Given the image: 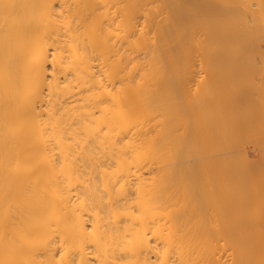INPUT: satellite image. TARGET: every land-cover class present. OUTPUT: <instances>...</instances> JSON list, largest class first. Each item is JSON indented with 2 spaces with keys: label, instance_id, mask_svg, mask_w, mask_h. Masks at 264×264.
Returning a JSON list of instances; mask_svg holds the SVG:
<instances>
[{
  "label": "bare ground",
  "instance_id": "6f19581e",
  "mask_svg": "<svg viewBox=\"0 0 264 264\" xmlns=\"http://www.w3.org/2000/svg\"><path fill=\"white\" fill-rule=\"evenodd\" d=\"M0 264H264V0H0Z\"/></svg>",
  "mask_w": 264,
  "mask_h": 264
}]
</instances>
